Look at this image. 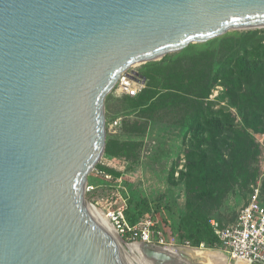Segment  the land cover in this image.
<instances>
[{"label": "water", "instance_id": "obj_1", "mask_svg": "<svg viewBox=\"0 0 264 264\" xmlns=\"http://www.w3.org/2000/svg\"><path fill=\"white\" fill-rule=\"evenodd\" d=\"M261 27L264 0H0V264H199L86 200L105 100L133 65Z\"/></svg>", "mask_w": 264, "mask_h": 264}, {"label": "rangeland", "instance_id": "obj_2", "mask_svg": "<svg viewBox=\"0 0 264 264\" xmlns=\"http://www.w3.org/2000/svg\"><path fill=\"white\" fill-rule=\"evenodd\" d=\"M261 37L264 27L230 30L161 59L133 65L123 73L139 84L133 91H121L119 79L106 97V146L88 176L87 185L93 189L86 191V200L103 212L102 206L115 197L119 204L121 197L131 218H149L167 241L175 238L179 242L193 241L190 225L181 224L189 210L230 222L257 184L264 201V114H260L264 71L242 80L233 61L215 79L223 62L238 57L242 42ZM167 83L179 86L174 103L159 98L167 91ZM146 89L152 92L140 98ZM151 96L154 98L149 99ZM200 111L205 119L201 122L195 120ZM257 114L262 115L261 122L251 128L248 124L257 122ZM223 141L229 145L224 146ZM200 153L205 157V182L189 172V164L200 160ZM104 160L111 163L102 165ZM173 166L175 183L169 179ZM181 172L186 174L184 178ZM212 190L215 194L209 198L207 192ZM186 249L219 253L228 263H235L220 247Z\"/></svg>", "mask_w": 264, "mask_h": 264}, {"label": "built area", "instance_id": "obj_3", "mask_svg": "<svg viewBox=\"0 0 264 264\" xmlns=\"http://www.w3.org/2000/svg\"><path fill=\"white\" fill-rule=\"evenodd\" d=\"M124 78L131 80L122 74L120 83ZM136 83L139 84V82ZM110 163L111 161L104 160L102 165L106 166ZM98 172L105 173L103 170H98ZM89 189H93V187L87 185L86 191ZM118 200L119 197H115L113 202L102 206V210L123 239L147 242L164 248L169 246L191 249L205 248L204 244L198 247L193 246L189 240L179 242L173 238L167 241L162 231L157 229L149 218L140 219L134 223L130 222L125 213L126 200L120 197L121 203L119 204ZM208 222L217 238V247L223 250L229 260L248 264H264V202L261 199L259 184L252 186L247 202L238 211L233 221L224 223L217 217L211 216Z\"/></svg>", "mask_w": 264, "mask_h": 264}, {"label": "trees", "instance_id": "obj_4", "mask_svg": "<svg viewBox=\"0 0 264 264\" xmlns=\"http://www.w3.org/2000/svg\"><path fill=\"white\" fill-rule=\"evenodd\" d=\"M240 53L238 57L233 60L232 57L229 58L227 63H224L221 65L222 67L218 69L216 72L215 79L218 78L220 71L221 70H228V66L234 61V69L238 71V76L242 80H250L251 78L255 77V74L257 73H263L264 71V37H261L260 39H256L254 41H245L242 42V44L239 47ZM228 76V74L226 73ZM231 76V72L229 74ZM229 80V79H228ZM165 89L167 90L165 93H162L159 95V98L163 99L164 101H168L169 103H174L177 101V90L178 87L174 83H167L164 85ZM174 90V91H173ZM152 91L149 89H146L145 91H142L141 97L140 98H146V95L151 93ZM207 94L205 93L203 97H205ZM154 96L149 97V99H153ZM203 112L200 111L198 117L195 120H198L199 122L204 121L205 119H202L201 117ZM240 114L244 118V120L247 122L248 121V116L244 114L243 109L240 107ZM260 114H264V109L260 111ZM257 114V122H251L248 124L251 128H257L258 124L261 122L262 115ZM264 118V117H263ZM224 146L229 145L227 141H223ZM200 160H193L192 164H189V172H193L195 175L201 177V180L205 182L206 178V173H205V168L203 162H205V157L200 153L199 155ZM201 164L202 167L199 168L198 164ZM103 168V167H102ZM174 174H175V166H173L170 170L169 173V179L172 183H175L174 179ZM189 174V173H188ZM185 173L181 172L180 177L184 178ZM251 192V191H250ZM248 192V195L249 193ZM209 198H212L215 194V191H209L207 192ZM262 199V196H261ZM263 200V199H262ZM247 202V201H246ZM264 202V201H263ZM128 210V205L125 210L126 216L129 219L130 222L134 223L138 219H133L130 217ZM238 214V213H237ZM237 216V215H236ZM235 216V218H236ZM211 217V216H210ZM210 217H206L204 214L194 211V210H189V212L186 213V215L183 217L181 224L183 225H190V236L193 235V241L191 244L193 246H200L201 244H204L205 247L208 248H213L218 246V241L216 236L213 234L212 228L208 222ZM234 218V219H235ZM233 219V220H234ZM221 220V219H220ZM232 220V221H233ZM222 221V220H221ZM224 223H228L225 221H222ZM231 222V221H230ZM207 235L208 238L205 236Z\"/></svg>", "mask_w": 264, "mask_h": 264}, {"label": "bare ground", "instance_id": "obj_5", "mask_svg": "<svg viewBox=\"0 0 264 264\" xmlns=\"http://www.w3.org/2000/svg\"><path fill=\"white\" fill-rule=\"evenodd\" d=\"M120 84H121V87H122V90L120 88L121 91H127V90L130 91L131 89H134L135 86L137 85V83L135 81L128 80L127 78H124ZM133 85H134V87L129 89V87H131ZM95 207H97V206H95ZM98 209H100V208H98ZM133 243H135V244L140 246V243H137V242H133ZM165 249L167 251H169L171 254H173L177 259L182 260V261L185 260L182 257V253H185L190 258H192V259L195 258V259H198L199 261L202 260L206 264H230V263H228L225 255H222V254H219V253H214V252H209V251L208 252L190 251L188 249H184L183 250L182 248H179V247H166ZM234 264H248V263H245V262H242V261H237Z\"/></svg>", "mask_w": 264, "mask_h": 264}]
</instances>
